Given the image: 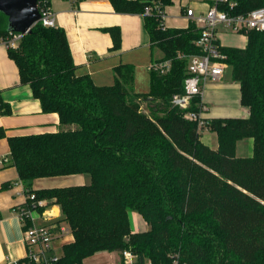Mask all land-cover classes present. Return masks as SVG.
<instances>
[{
  "label": "trees",
  "instance_id": "trees-1",
  "mask_svg": "<svg viewBox=\"0 0 264 264\" xmlns=\"http://www.w3.org/2000/svg\"><path fill=\"white\" fill-rule=\"evenodd\" d=\"M110 1L119 12L143 14L152 49L161 52L147 93L134 90L129 64L114 69L109 86L76 75L60 27L37 22L18 48L8 49L43 111L60 117L57 132L8 138L10 164L20 181L38 198L60 206L57 223L74 236L54 264H83L97 252L125 249L152 264H172L176 256L187 264H264V30L242 32L248 36L245 48L221 47L250 116L206 118L200 128L172 98L184 89L189 56L201 53L195 44L201 29L193 21L163 28L157 14L144 13L153 0ZM162 1L166 7L172 3ZM229 2L235 3L233 15L264 7V0ZM9 32L7 16L0 12V36ZM166 61L169 67H158ZM200 97L191 110L201 108ZM143 102L148 113L141 111ZM0 105L3 114L10 111ZM204 129L217 133L216 149L201 140ZM245 138L253 140V153L239 157L236 145ZM72 174H86L91 181L32 188L37 178ZM130 211L148 229L134 231Z\"/></svg>",
  "mask_w": 264,
  "mask_h": 264
},
{
  "label": "crops",
  "instance_id": "crops-1",
  "mask_svg": "<svg viewBox=\"0 0 264 264\" xmlns=\"http://www.w3.org/2000/svg\"><path fill=\"white\" fill-rule=\"evenodd\" d=\"M209 2L172 0L168 7H175V11L168 15L165 22L168 21L169 24L166 25L187 27L190 20L185 16V10L192 8L197 13L205 12ZM49 3L55 26L63 28L66 32L73 61L77 66L76 75H88L96 85L109 86L115 80L114 69L118 65L129 64L134 68V90L138 93L150 91L151 68L154 61L161 57V52L152 49L143 14L119 12L110 0H49ZM180 17L186 18V23H171ZM218 38L222 46L245 48L248 43L246 34L233 32L225 25L218 27ZM200 99L205 107L206 118L250 116L249 107L242 103L241 85L232 79L228 68L220 80L207 82ZM1 103L8 105L10 111L3 114L0 105V127L6 130V137L0 139V155L10 152L9 137L57 132L60 129L59 114L43 111L40 99L33 95L29 84L21 81L18 65L3 45H0ZM201 140L211 148L218 147L217 133L210 129L202 130ZM252 153L251 138L237 142V156L248 157ZM89 183L88 175L72 174L37 178L32 188L40 190ZM25 201L26 196L17 167L12 164L0 166V264L24 259L27 255L24 224L17 214V208ZM49 212L50 216L38 219V222H57L61 216L59 205H52ZM144 223L146 230L147 224L145 221ZM62 240L63 244L70 242L74 240V236L69 234Z\"/></svg>",
  "mask_w": 264,
  "mask_h": 264
},
{
  "label": "built area",
  "instance_id": "built-area-1",
  "mask_svg": "<svg viewBox=\"0 0 264 264\" xmlns=\"http://www.w3.org/2000/svg\"><path fill=\"white\" fill-rule=\"evenodd\" d=\"M209 1V7L205 12L197 13L192 8H187L184 12L185 16L201 29L200 36L195 42L201 53L189 56L188 75L184 81V89L172 98L173 104L187 110L185 117L197 121L200 128L207 124L204 116L205 107L202 105L198 111L191 110L190 107L194 99L202 95L207 82L220 80L223 77L228 65L226 62L227 55L221 50L222 44L218 38V27L225 25L236 33L251 29L264 30V7L254 9L247 15H233L230 9L234 6V2H229V0ZM225 3H229V8L222 7V4ZM38 8L41 14L39 22L45 26H55L54 14L50 5L38 1ZM166 8L162 0H153L152 3L145 6L144 13L148 15L157 14L161 19L163 28H166L168 27L165 22L168 17ZM24 35L10 31L7 35L0 36V45L7 49H16ZM169 65V62L166 61L160 63L158 67H169ZM11 157V152L0 155V166L4 167L10 164ZM21 184L24 188L26 201L17 208V214L24 224L27 255L24 259L11 260L4 264H30V262L54 264L59 256L53 252L52 241L58 236H63L68 228L58 225L57 222L39 223L38 219L50 216V212L46 208L47 202L45 199L38 198L34 191L26 189L22 182ZM109 258L112 261L107 264H152L148 259L142 262L139 255L132 249L112 253ZM172 264L187 263H181L176 256L173 258Z\"/></svg>",
  "mask_w": 264,
  "mask_h": 264
},
{
  "label": "water",
  "instance_id": "water-1",
  "mask_svg": "<svg viewBox=\"0 0 264 264\" xmlns=\"http://www.w3.org/2000/svg\"><path fill=\"white\" fill-rule=\"evenodd\" d=\"M0 12L8 19V30L27 34L39 22L38 0H0Z\"/></svg>",
  "mask_w": 264,
  "mask_h": 264
},
{
  "label": "rangeland",
  "instance_id": "rangeland-1",
  "mask_svg": "<svg viewBox=\"0 0 264 264\" xmlns=\"http://www.w3.org/2000/svg\"><path fill=\"white\" fill-rule=\"evenodd\" d=\"M172 11L173 12L175 11V7L169 9V7L167 6V15H169ZM186 21H187L186 18L180 17V18H175V20H172L171 23H179V24L183 23L184 24V23H186ZM166 23L169 24L168 21H166ZM227 68L231 71V67L229 65L226 66V69ZM141 111L145 112V113L149 112L148 109H147V103L146 102H143ZM44 199L47 202L46 208L48 209V211H51V206L52 205L54 206V204L50 203L48 198H44ZM130 221H131L132 227L134 229H141L140 231L145 230L144 227L146 225L144 223V219L141 216H139L138 214H136L134 211H130ZM60 225L65 226L64 224H60ZM65 227H67V226H65ZM148 227H149V225H147V229H148ZM142 228H144V229H142ZM65 232L66 233L63 236H60L61 238H55L52 241L53 252L56 255H58V256L62 255V253H63V240H62L63 237L66 236V235L72 234L69 228ZM110 253H112V252H108V251H106V252L105 251L97 252L94 255L89 256L86 259H84L83 264H107V263H110L112 261L109 258L110 257ZM148 260H150V259H148Z\"/></svg>",
  "mask_w": 264,
  "mask_h": 264
}]
</instances>
